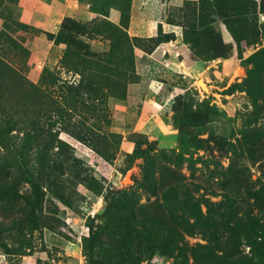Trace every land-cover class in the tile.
<instances>
[{"label":"rangeland","instance_id":"obj_1","mask_svg":"<svg viewBox=\"0 0 264 264\" xmlns=\"http://www.w3.org/2000/svg\"><path fill=\"white\" fill-rule=\"evenodd\" d=\"M0 264H264V0H0Z\"/></svg>","mask_w":264,"mask_h":264},{"label":"crops","instance_id":"obj_2","mask_svg":"<svg viewBox=\"0 0 264 264\" xmlns=\"http://www.w3.org/2000/svg\"><path fill=\"white\" fill-rule=\"evenodd\" d=\"M161 1H169V0H161ZM170 1H185V0H170Z\"/></svg>","mask_w":264,"mask_h":264},{"label":"bare ground","instance_id":"obj_3","mask_svg":"<svg viewBox=\"0 0 264 264\" xmlns=\"http://www.w3.org/2000/svg\"><path fill=\"white\" fill-rule=\"evenodd\" d=\"M206 84V83H205ZM125 181H127V179H125Z\"/></svg>","mask_w":264,"mask_h":264}]
</instances>
